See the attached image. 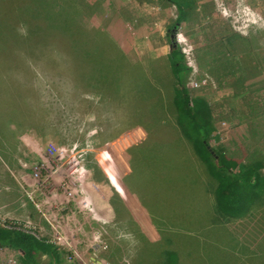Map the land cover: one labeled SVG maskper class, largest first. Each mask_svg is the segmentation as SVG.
<instances>
[{
	"label": "rangeland",
	"instance_id": "374dc122",
	"mask_svg": "<svg viewBox=\"0 0 264 264\" xmlns=\"http://www.w3.org/2000/svg\"><path fill=\"white\" fill-rule=\"evenodd\" d=\"M17 6L29 7L26 20ZM13 7L0 0L10 35L0 38V227L44 236L59 264H264V199L244 216L219 214L215 181L192 144L178 132L172 153L160 149L174 130L148 133L136 123L151 126L147 118L157 115L174 124L163 110L176 87L173 34L191 68V102L205 100L212 114L208 145L241 164L260 160L264 176V0H18ZM51 10L60 15L49 18ZM61 17L75 19L73 35L39 34ZM92 46L107 51L108 79L119 91L99 86L83 54ZM145 80L158 88L154 95ZM145 138L134 151L138 169L158 151L170 153L163 160L171 166L193 154L194 165L138 176L130 151Z\"/></svg>",
	"mask_w": 264,
	"mask_h": 264
},
{
	"label": "trees",
	"instance_id": "16d2710c",
	"mask_svg": "<svg viewBox=\"0 0 264 264\" xmlns=\"http://www.w3.org/2000/svg\"><path fill=\"white\" fill-rule=\"evenodd\" d=\"M7 1L10 5L14 6L11 10H14L15 13V6L18 0H15L16 4H14L12 0ZM17 7L22 11L20 13L26 16V18H24V20H26L27 15L25 12L28 13L29 7L26 6V11H23L21 6ZM178 12L179 17H182V4H178ZM19 14L17 13L18 16ZM54 14H59V11L51 10L49 12V18L53 17L52 15ZM29 16L33 18V20L37 18L33 14ZM5 17V14H0V36H3L0 38L2 41L8 40L5 39V37L10 36L3 30L4 26L7 27ZM61 19L62 20L52 22L50 26H47L48 28H42L39 34L53 35L55 31H60V33L63 34L71 33L73 35L74 26L76 27L75 19L70 20L63 17H61ZM85 32L88 33L87 31ZM233 41L227 38V45L232 46ZM169 46L168 58L176 87L173 90L172 100L163 110L164 112L167 110L170 113L171 122L174 124L171 126L169 123L162 122L157 115H152V117L149 116V118H147L146 121L151 122V126H147L144 121L136 123L148 133L150 129L156 132H163L162 129H165L164 127L167 126H169V129H173L174 137L171 140H161L158 143L160 149H168L171 153L175 150L174 145H180L177 143V140H175V138L181 139L179 135H176V133L179 132L185 140L192 144V148H194L205 167L208 168L210 175L212 174L211 176H213L215 181L213 196L217 212L221 215L230 217L244 216L250 211L251 205L264 199V176L259 172L263 162L256 160L248 164H241L222 154L221 151L212 148L213 152H211L208 149L207 139L210 132L213 130L211 111L207 102L203 99L197 98L194 104L191 102L188 89L186 88L187 76L191 68L184 61L178 43L170 38ZM83 54L87 57L86 61L96 70L94 73L99 86L105 83L109 86V89L119 91L120 86H113L108 79L113 73L111 69L114 63L113 61L110 62V65L107 63V61L110 60L107 57V51L98 49L97 46H95V48L92 46L89 49L83 50ZM133 82H136V86L140 85L142 87L141 82L139 84L138 78H132V84ZM143 82L146 83L147 86H151V89H144L150 95H154L157 92L158 88L152 83L149 84L147 80ZM163 84L164 83L161 85ZM142 96H144V94ZM150 111H152V108H150ZM135 149L139 150V148ZM135 149L130 152V163L133 168L136 160L135 158L133 161ZM158 152L160 154L150 155L151 158L147 159L151 161H161L165 156L170 154L165 151ZM136 169H138V166H136ZM0 247H10L20 251L23 256L22 261L24 264H59L58 255L56 253L57 246L53 242H50L47 238L38 237L22 229L0 227ZM43 255L48 256V258L43 260Z\"/></svg>",
	"mask_w": 264,
	"mask_h": 264
},
{
	"label": "crops",
	"instance_id": "0c3cea01",
	"mask_svg": "<svg viewBox=\"0 0 264 264\" xmlns=\"http://www.w3.org/2000/svg\"><path fill=\"white\" fill-rule=\"evenodd\" d=\"M145 142H146V138L141 144H138L137 146L132 148V150L135 148L142 147L145 144ZM194 161H195V159H194L193 154L191 155V154L183 153L182 160H180L179 164L183 165L184 167L192 168V166L194 165ZM179 164L177 166H171L168 162H166L165 160L162 159L161 161L147 162L143 167L141 166L138 170L136 169V166L134 165V168L132 167V171H133V173L138 174V176H141V174H140L141 172H143L144 174H147V170H148V172L151 175L159 178L160 176L164 177L168 171H170L176 167H181ZM189 173L193 175L192 172H189ZM140 199H141V197H140ZM143 205L146 207L147 210H149L145 204H143Z\"/></svg>",
	"mask_w": 264,
	"mask_h": 264
},
{
	"label": "built area",
	"instance_id": "2783aa9c",
	"mask_svg": "<svg viewBox=\"0 0 264 264\" xmlns=\"http://www.w3.org/2000/svg\"><path fill=\"white\" fill-rule=\"evenodd\" d=\"M194 86H198V82L194 81ZM9 228H12V227H9ZM19 229H22L24 231L30 232V233L38 236L34 231H32L30 229H27V228H19ZM38 237H44V236H38ZM3 249L5 250L4 247H0V264H21L17 254L15 253V252L20 253V251L12 250L11 252H8V250L6 249L4 252ZM104 264H117V263L106 262Z\"/></svg>",
	"mask_w": 264,
	"mask_h": 264
},
{
	"label": "water",
	"instance_id": "95a60500",
	"mask_svg": "<svg viewBox=\"0 0 264 264\" xmlns=\"http://www.w3.org/2000/svg\"><path fill=\"white\" fill-rule=\"evenodd\" d=\"M172 37H173V34H171V39H172ZM207 147H208V149H209L211 152H213L212 148H211L209 145H207Z\"/></svg>",
	"mask_w": 264,
	"mask_h": 264
},
{
	"label": "flooded vegetation",
	"instance_id": "af4514ba",
	"mask_svg": "<svg viewBox=\"0 0 264 264\" xmlns=\"http://www.w3.org/2000/svg\"><path fill=\"white\" fill-rule=\"evenodd\" d=\"M176 26H174V28H175ZM172 31H173V29H172ZM171 35V34H170Z\"/></svg>",
	"mask_w": 264,
	"mask_h": 264
}]
</instances>
